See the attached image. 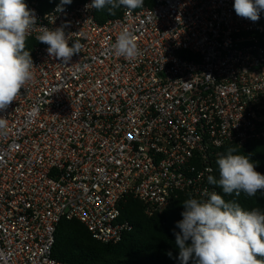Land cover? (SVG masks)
Listing matches in <instances>:
<instances>
[{"label":"built area","instance_id":"built-area-1","mask_svg":"<svg viewBox=\"0 0 264 264\" xmlns=\"http://www.w3.org/2000/svg\"><path fill=\"white\" fill-rule=\"evenodd\" d=\"M91 3L29 8V38L65 26L83 47L64 65L36 40L34 80L0 112V264H65L53 257L64 219L117 244L133 229L127 199L162 214L180 192L213 191L224 145L264 141V11L253 22L234 0H156L100 24ZM125 28L133 61L111 48Z\"/></svg>","mask_w":264,"mask_h":264},{"label":"clouds","instance_id":"clouds-1","mask_svg":"<svg viewBox=\"0 0 264 264\" xmlns=\"http://www.w3.org/2000/svg\"><path fill=\"white\" fill-rule=\"evenodd\" d=\"M71 3L72 0H61L56 12ZM143 5L144 0H92L85 8L107 7L114 14L123 6L130 14ZM233 7L239 17L255 22L264 11V0H234ZM35 26V12L24 0H0V112H5L17 100L21 89L34 80L33 60L26 50V42ZM74 34H66L65 26L40 27L35 39L48 45L50 57L67 65L83 47L79 39L72 40ZM111 48L115 56L128 61L141 55L136 35L127 28L119 32ZM8 132V121L0 116V136ZM216 163L219 179L208 175L207 182L221 188L225 195L238 197L243 192L254 197L258 190L264 189V174L256 171L249 155L238 154L236 148L229 147L226 154L218 156ZM182 204L183 218L176 223L180 231L175 233L181 264H188L189 260L194 264H264V212L259 208L245 210L236 200L226 201L207 188L198 198L189 194Z\"/></svg>","mask_w":264,"mask_h":264},{"label":"trees","instance_id":"trees-1","mask_svg":"<svg viewBox=\"0 0 264 264\" xmlns=\"http://www.w3.org/2000/svg\"><path fill=\"white\" fill-rule=\"evenodd\" d=\"M85 1L72 0L71 4L63 7H74ZM24 2L28 8L38 4L40 11L47 13L57 7L61 0H24ZM155 4L156 0H144L143 6ZM125 9L121 6L114 11V14H110L107 7L96 10V19L103 24L121 17ZM37 45L36 40L28 38L26 50L30 51V55ZM229 147L236 148L238 154L249 155L256 171L264 174V141L256 140L245 148L239 147L236 143H228L220 148L215 155L213 176L219 179L216 160L219 155L226 154ZM211 188L226 201L236 200L245 210L259 208L264 212V189L258 190L254 197H248L243 192L237 197L235 194L225 195L219 187L211 185ZM187 198H189L188 193L180 192L162 214L155 216H148L141 202L132 198L127 199L122 204L120 220L131 224L133 229L117 244L102 243L93 238L80 221L64 219L57 228L53 257L65 264H181L178 259L179 248L175 243V233L180 231L176 223L183 218L182 202ZM169 252L171 256L168 255ZM188 264H194V261L189 260Z\"/></svg>","mask_w":264,"mask_h":264}]
</instances>
